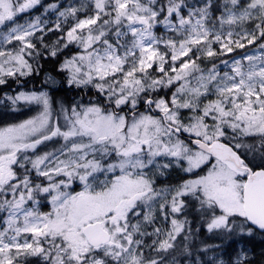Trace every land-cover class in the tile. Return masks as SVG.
<instances>
[{"label":"snow or ice","instance_id":"snow-or-ice-1","mask_svg":"<svg viewBox=\"0 0 264 264\" xmlns=\"http://www.w3.org/2000/svg\"><path fill=\"white\" fill-rule=\"evenodd\" d=\"M40 3L0 0L6 29L0 32V85L39 72L37 57L55 58L75 43L82 52L60 66L70 73L68 84L91 85L108 103L56 110L46 91L5 94L13 105L23 101L41 111L0 128V264H27L28 257L41 264H251L244 248L235 258L200 259L220 245H205L198 255L191 237L182 235L191 231L188 221L175 216L190 195L201 208L220 211L207 223L210 232L264 231V43L251 54L201 67L264 40V0H81L63 10L48 5L45 12L57 13L52 27L40 16L16 22ZM69 19L64 36L46 44L41 35L33 43L37 33L61 31ZM161 26L165 34L158 35ZM13 42L18 47H6ZM47 82L54 85L55 78ZM166 88L175 89L169 98L151 97ZM141 101L147 112L137 110ZM181 133L189 134L188 143ZM54 138L62 139L60 148L35 155ZM183 162L187 172L210 167L178 187H154L153 176ZM76 181L82 190H69ZM42 195L51 211H40ZM154 203L166 221L171 214L170 230L154 226ZM146 236L156 237L147 245L156 257L144 255ZM170 250L169 261L163 254Z\"/></svg>","mask_w":264,"mask_h":264},{"label":"rangeland","instance_id":"rangeland-1","mask_svg":"<svg viewBox=\"0 0 264 264\" xmlns=\"http://www.w3.org/2000/svg\"><path fill=\"white\" fill-rule=\"evenodd\" d=\"M81 0H41V3L39 5H37L35 8L25 12V13H21L17 16L16 18V22L19 24H24L26 21H31L33 18L40 16L43 20H46L47 26L48 27H52L56 22H57V13L55 11H48L45 12V8L48 7V5L50 4H58L60 6V9L63 10L64 8L68 7L70 4H78L80 3ZM196 0H189V3H195ZM81 18H83V13L79 14ZM216 15H219V13H216ZM72 20L69 19L68 24H62V30L61 31H51L48 32L46 31L45 33L41 34V33H37L36 37H33V43H36V38L43 35L44 40L43 42L48 44L50 40H48L49 36H55V37H62L66 34V30L67 28L72 24ZM227 25L225 26V28L227 29ZM244 28H247L248 30H252V26L251 24H245L243 25ZM233 31L235 32H240L241 30V26H233L232 28ZM6 29L0 27V32H5ZM157 34L161 35V34H165V30L163 28V26L159 27L157 29ZM259 43H264V40H258L255 44L253 45H246V47L244 49H235L234 52L232 53H228L224 56H219L216 58H213L211 61L205 60L203 64H201V67H210L212 63H217L219 64L221 60H231L233 57H240L242 56L245 52L247 53H252L253 50L258 46ZM13 46H17L18 44H16V42H13V45H7L6 47H13ZM41 47V45L39 43H37V48L39 49ZM79 46L75 43H71L68 45L67 48L63 49V52L66 51V54L62 55V57L60 58V61L58 62L57 65V71H59V74H56L53 72V70H51V68L46 67V69L44 71L41 70V61H39V59L41 60L40 57H37L36 60H38L39 65H40V70L39 72H33L32 74H36L37 76H40L41 79L37 81V83L39 85H31L29 82V85H24V81L26 78L30 77L32 74L25 76L23 78H20L19 81V85L15 86L13 88H10V84L9 85H4L3 88L0 91V128L3 127H7L9 125L12 124H18L20 122H23L24 120L30 119L34 116H36L40 111H41V106L37 105V104H25L23 101L13 105L11 103V101L5 99V94H7L8 96H14L17 93L23 91V92H41V91H46L50 94V96L53 98V100L55 101L53 107L54 109L58 110L59 107L61 105H63L64 107H69L71 105L74 104H80L83 105L85 107L90 106L91 104H98L101 107H103L105 104H107V98L104 96V94L99 93L97 89H95L94 87H92L91 85L84 87H77L75 85H69L68 84V77L70 75L68 70H61L60 66L63 63V61L65 59H69L71 58V56L73 55H77L79 53L82 52V49L80 51H77V48ZM214 48H217L216 45H213ZM79 49V48H78ZM219 49L217 48V51ZM36 60H34L36 62ZM33 63V61H32ZM178 63V62H177ZM155 67V66H154ZM167 67V65H166ZM222 71L226 70L223 68L222 66ZM150 72H152L153 75H156V73L153 70H149ZM48 76H52L55 78V84L53 85L52 83L47 82V77ZM1 86V85H0ZM9 86V87H7ZM63 89V95L64 98H59V97H54V95L52 94L53 90H58V89ZM67 88H74L78 94L80 95H76L74 92H69L67 91ZM175 89H172V92ZM82 94H81V92ZM68 94L69 97H68ZM151 97H153V95H151ZM154 98V97H153ZM155 99V98H154ZM167 99V98H165ZM109 110H115L114 108H112L111 105H109ZM137 110L139 112H147L148 111V106L146 104H144L142 101L138 104L137 106ZM121 114H128V108L126 106H122V111ZM154 114V113H152ZM53 115H57V111H54ZM158 115V114H155ZM182 115L183 116H189L191 115L187 110H182ZM60 124L63 128L65 121L63 119V117H60ZM187 135H189L188 133H185ZM181 140H183L185 143H188L189 141L184 138L183 136L180 135L179 137ZM63 143L62 139L60 138H54L51 141H47L44 144H41L37 147V149L35 150V155H41L45 152H49L52 151L53 149H58L60 148L61 144ZM45 146H49V148H45ZM191 146V145H190ZM28 155L33 156L34 155L32 153V151L30 150ZM164 163H167V160L163 161ZM214 162V161H213ZM210 165H202L201 168L198 169H194L192 172H187L184 171V169L187 168V163L183 162L182 165L180 166H173L170 169H168L165 174L163 176H160L159 174L153 176L152 178L155 180V184L154 187L159 190V189H164V188H175L178 187L180 184H182L183 182L187 181V180H194L197 179L199 176H203L207 173L208 169H209ZM17 171L19 172L20 170L17 169ZM32 175L35 177V172L32 173ZM151 175V174H150ZM170 177L171 179L174 177L178 184L176 185H172V184H168L166 181L164 182V180H167V178ZM184 177L187 178L184 180ZM159 180H161V183H159ZM180 180V182H179ZM38 182L44 183L45 180L43 177H41L39 179ZM69 190H75V191H80L82 190V185L79 183V181H76L73 183L72 188ZM190 197L192 199H195L192 196H185L182 199L185 201L186 204V198ZM40 211L42 212H48L51 211V203H50V198L48 199H44L43 195L40 198ZM163 201H160V203H162ZM204 210H209L211 211V218L213 215H220V211L218 209H209L207 207L203 208ZM145 211H147V209H145ZM152 211H153V217H154V221L155 227H159L161 228L163 231H167L170 230L171 228V214L168 213V209H165V213H168L169 215V219L166 221L164 219L163 214H161L160 210H159V204L158 203H154L153 207H152ZM186 208L185 210L181 213V214H177L175 216L176 219L179 220H184L186 219L188 221L186 228L191 229L190 232H186V233H182V235H188L191 237V241L193 238L196 237V233L194 234L193 231V220L188 218L186 215ZM3 213H0V228H2L4 225L2 223L3 220ZM210 218V219H211ZM239 222V221H237ZM147 231L152 232L153 228L151 226L147 227ZM216 231V230H213ZM264 232V231H262ZM195 236V237H194ZM165 237L163 235H161L159 237V239H164ZM156 239L155 236H146L144 237V244H145V248H144V255L147 257L150 254L154 253V251H152L150 248L147 247V245H150L152 240ZM177 240H180V237H177ZM247 249L250 253V257H253V250L252 248H250L247 244L243 243L242 241H238V249L235 252L236 254L238 253V251L241 249ZM261 251L264 252V244L261 247ZM171 252V250L169 251ZM234 253L233 258L236 257V254ZM215 255H221L223 256L222 258L224 259H228V257L230 256V254L224 250H222L221 248H219L218 250H209L205 253L204 256L199 257L200 259H208L211 258ZM156 257V256H154ZM31 260V261H30ZM170 261V259H168ZM30 261V262H28ZM27 264H41L40 258L38 257H28L27 258ZM183 264V262H182Z\"/></svg>","mask_w":264,"mask_h":264},{"label":"trees","instance_id":"trees-1","mask_svg":"<svg viewBox=\"0 0 264 264\" xmlns=\"http://www.w3.org/2000/svg\"><path fill=\"white\" fill-rule=\"evenodd\" d=\"M47 1H49V0H47ZM218 2L223 3V0H218ZM57 39H58V37L49 36L48 40H50V41L48 44H52ZM78 48H77L76 52L81 50L80 47H78ZM63 54L65 55L66 51L62 52V54L58 55L55 58L44 56L43 58H41V60L39 59V61H41V63H42L41 64V70L44 71L46 69V67H49V68H51V70H53L54 73L59 74L60 72L57 71V65H58V62L60 61V58L62 57ZM33 64H34V66L36 64V62L34 60H33ZM40 79H41V77L37 76L34 73L30 77L26 78L23 81L25 82L24 85H29V82L31 85H35V84L39 85L37 83V81ZM9 84H10V88H13V87L19 85V83H16L13 78L8 79L7 85H9ZM3 86L4 85L0 86V91L3 88ZM7 87H9V86H7ZM172 89L166 88V89L160 90L157 93H153L151 95H153V97L155 99L159 98V97L169 98L171 96ZM63 91L64 90L62 88L58 89V90L55 89V90H53L52 94L54 95L55 98L56 97L64 98ZM67 91L74 92L76 95H80L77 93V91L74 88H67ZM81 94H82V92H81ZM69 95L70 94H68V97H69ZM165 181L167 183L175 182L173 180V178L171 179L170 177H168L167 180H164V182ZM159 183H161V181H159ZM190 209L192 211V217L194 219V224H195V226L193 227V231H194V234L196 233V237L194 236L195 238L192 239L191 243L196 245L197 250H198V252H197L198 255H199V251H203L205 245H220V248L222 250L228 252L230 254V256L232 257L238 249V241H242L243 243L247 244L253 250V257L251 260V264H264V252L261 251V247L264 244V232H260V231L256 230V231H254V233L251 236L238 235V234L234 233L230 237H227L223 230H216V231L210 232V231H208V229L206 227L201 228L202 225L201 226L198 225L199 223L197 221V219H198L197 214H199V213L197 212L195 205H190ZM150 255L151 256H157V254L155 252L150 254ZM163 255L167 259H169L171 256L175 255V253L171 251L168 253H164ZM30 261H28V262H30Z\"/></svg>","mask_w":264,"mask_h":264},{"label":"flooded vegetation","instance_id":"flooded-vegetation-1","mask_svg":"<svg viewBox=\"0 0 264 264\" xmlns=\"http://www.w3.org/2000/svg\"><path fill=\"white\" fill-rule=\"evenodd\" d=\"M175 180H176V179H175ZM184 180H185V179H184ZM179 182H180V180H179ZM176 184H178V183L175 182V183H173L172 185H176ZM186 203H187L186 205H191V204H190V199H189V198L186 199ZM188 203H189V204H188ZM222 257H223V256H222Z\"/></svg>","mask_w":264,"mask_h":264},{"label":"water","instance_id":"water-1","mask_svg":"<svg viewBox=\"0 0 264 264\" xmlns=\"http://www.w3.org/2000/svg\"><path fill=\"white\" fill-rule=\"evenodd\" d=\"M192 139H194V138H192ZM260 231V230H259Z\"/></svg>","mask_w":264,"mask_h":264}]
</instances>
